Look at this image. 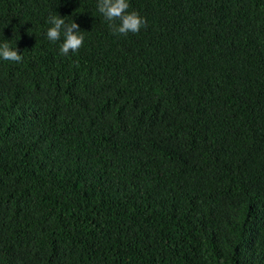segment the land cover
Listing matches in <instances>:
<instances>
[{
    "label": "trees",
    "instance_id": "16d2710c",
    "mask_svg": "<svg viewBox=\"0 0 264 264\" xmlns=\"http://www.w3.org/2000/svg\"><path fill=\"white\" fill-rule=\"evenodd\" d=\"M128 3L0 0V264H264V0Z\"/></svg>",
    "mask_w": 264,
    "mask_h": 264
},
{
    "label": "clouds",
    "instance_id": "9594fccd",
    "mask_svg": "<svg viewBox=\"0 0 264 264\" xmlns=\"http://www.w3.org/2000/svg\"><path fill=\"white\" fill-rule=\"evenodd\" d=\"M98 11L106 21L113 34L127 36L129 33H138L141 27L146 25V21L137 12H129L128 0H98ZM119 21V24L115 21ZM46 38L56 42L63 36L60 44V53L68 55L70 52H77L83 45L84 37L80 32L79 25L73 20L66 23L64 17L53 15L48 18ZM0 58L19 63L23 57L16 48L9 46L7 40L0 43Z\"/></svg>",
    "mask_w": 264,
    "mask_h": 264
}]
</instances>
